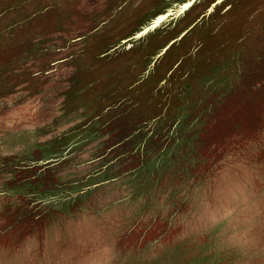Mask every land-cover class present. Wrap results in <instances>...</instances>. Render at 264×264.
I'll use <instances>...</instances> for the list:
<instances>
[{
  "label": "rangeland",
  "instance_id": "1",
  "mask_svg": "<svg viewBox=\"0 0 264 264\" xmlns=\"http://www.w3.org/2000/svg\"><path fill=\"white\" fill-rule=\"evenodd\" d=\"M0 264H264V0H0Z\"/></svg>",
  "mask_w": 264,
  "mask_h": 264
}]
</instances>
